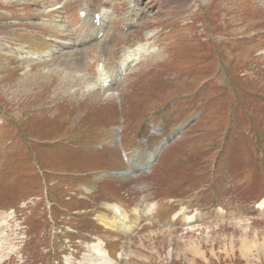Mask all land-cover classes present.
Instances as JSON below:
<instances>
[{
	"label": "rangeland",
	"instance_id": "374dc122",
	"mask_svg": "<svg viewBox=\"0 0 264 264\" xmlns=\"http://www.w3.org/2000/svg\"><path fill=\"white\" fill-rule=\"evenodd\" d=\"M92 1L102 7L99 27L109 19L120 34L97 40L79 18L80 0H0V208L39 197L29 202L27 239L5 227L0 264H55L74 245L77 260L86 250L73 237L78 227L112 250L131 245L124 264H264V207L257 206L264 205V0H142L139 26L128 32L121 29L130 0H81L79 10ZM136 43L149 51L118 85L96 84L100 50L121 58V48ZM49 49L59 54L33 57ZM195 110L204 114L184 124ZM218 114L233 125L225 141ZM164 145L155 170H145L148 155ZM13 166L21 170L18 185L2 179ZM157 180L162 188L150 190ZM230 185L239 192L228 195ZM51 199L59 222L57 202L78 211L56 234L45 214ZM154 201L155 215L172 226L145 223L131 239L90 216L99 209L111 216L104 203L146 209ZM148 217L142 208L132 214L134 223Z\"/></svg>",
	"mask_w": 264,
	"mask_h": 264
},
{
	"label": "bare ground",
	"instance_id": "6f19581e",
	"mask_svg": "<svg viewBox=\"0 0 264 264\" xmlns=\"http://www.w3.org/2000/svg\"><path fill=\"white\" fill-rule=\"evenodd\" d=\"M107 2H108V1H107ZM86 5H87V4H86ZM80 7H82V6H80ZM55 8H56V7H55ZM99 9H100V8H99ZM46 10H47V9H46ZM44 12H45V11H44ZM89 14H90V13H89ZM87 16H88V15H87ZM103 17L105 18V16H103ZM106 17H107V16H106ZM92 18H93V17H92ZM107 20H108V19H107ZM100 21H101V20H100ZM40 25H41V24H40ZM58 25H59V23H58ZM41 27H42V26H41ZM41 27H40V28H41ZM100 28H102V27H100ZM99 30H100V29H99ZM101 30H102V29H101ZM97 33H99V32H97ZM116 33H117V32H116ZM111 39H112V38H111ZM89 40H90V39H89ZM75 43H76V42H75ZM85 43L89 44L90 42H89V41H86ZM80 45H81V44H80ZM80 45H79V46H80ZM82 45H83V44H82ZM85 45H86V44H85ZM85 45H84V46H85ZM107 45H110V44L107 43ZM75 46H76V45H75ZM79 46H78V47H79ZM72 50H73V49H72ZM80 50H81V49H80ZM60 51H61V50H60ZM75 51H76V50H75ZM106 51H107V49H106ZM76 52H77V51H76ZM78 52H79V49H78ZM80 52H81V51H80ZM51 55H52V54H51ZM103 56H104V55H103ZM133 58H134V57H132V59H133ZM78 61H79V60H78ZM68 62H69V61H68ZM259 205H261V203H260ZM261 206H264V205H261ZM85 263H86V261H85ZM85 263H84V264H85Z\"/></svg>",
	"mask_w": 264,
	"mask_h": 264
},
{
	"label": "crops",
	"instance_id": "0c3cea01",
	"mask_svg": "<svg viewBox=\"0 0 264 264\" xmlns=\"http://www.w3.org/2000/svg\"><path fill=\"white\" fill-rule=\"evenodd\" d=\"M243 248H242V250H245L246 249V247L245 246H242Z\"/></svg>",
	"mask_w": 264,
	"mask_h": 264
}]
</instances>
